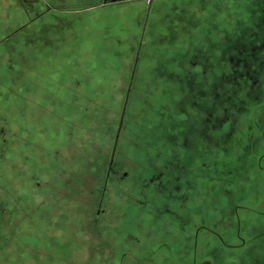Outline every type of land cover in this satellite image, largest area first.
<instances>
[{"label": "flooded vegetation", "instance_id": "1", "mask_svg": "<svg viewBox=\"0 0 264 264\" xmlns=\"http://www.w3.org/2000/svg\"><path fill=\"white\" fill-rule=\"evenodd\" d=\"M143 3L141 24H150L152 39L157 33L156 24H185L186 31L184 39L176 44L165 43L160 50L152 47L150 58L163 60L168 66L154 76L162 79L159 92L163 99L152 98L155 94L153 88L150 90V104L156 107L152 105L150 111L142 112L148 115L143 124L146 131H136L147 138L126 141L135 151L146 153L145 164L134 165L131 172L135 183L142 185L138 200L145 203L151 220H157L156 226L162 230L150 228L147 223L142 225L147 226L144 235L138 234L136 239V234L130 233L127 242L132 246L143 240L140 237L150 242L153 238L156 246L140 252L148 250L150 261L160 258L161 264H197L204 258L208 264H230L226 260L235 253L240 264H264V208L259 211L251 205L258 200L264 205V0H0V70L4 72L0 95L9 105L11 96L4 86L11 71H16L17 81L21 82L27 72L43 70L42 63L56 55L51 53L56 51L53 43H47L45 50L41 47L32 52L28 46L32 39L27 35L35 32L36 37L41 33L36 27L28 32L31 24H51L49 16L56 24L54 14L74 17L100 8V18H106L114 11L116 15L123 13L122 5L132 7L136 19L130 24H138L137 8ZM34 42L40 43L36 39ZM16 46L17 58L12 59ZM67 53L72 52L69 49ZM143 88L134 85L137 93ZM15 92L21 93L17 89ZM140 114L131 119L140 121ZM10 119L4 116L2 123L9 125ZM126 120L121 131L125 130ZM109 125L107 136L113 144L115 132L113 137L110 132L114 125ZM121 142L119 135L111 164L112 144L109 151L99 153L106 155L99 156L103 157L99 171L91 166L86 153L80 156L89 180L97 181L92 186L97 200L95 220L102 211L107 185L128 174L118 161ZM259 175L261 181H257ZM221 184L223 191L218 189ZM87 189L90 196L88 184ZM228 200L235 201V205L227 206L225 212ZM85 215L90 219L89 214ZM137 254L135 258H141Z\"/></svg>", "mask_w": 264, "mask_h": 264}, {"label": "rangeland", "instance_id": "2", "mask_svg": "<svg viewBox=\"0 0 264 264\" xmlns=\"http://www.w3.org/2000/svg\"><path fill=\"white\" fill-rule=\"evenodd\" d=\"M121 7L122 19L115 11L100 18L103 13L100 8L80 13L79 17L54 14L58 18H54L56 24H52L53 17L49 16L47 20L51 24H31L27 29L31 33L35 27L40 29L41 34L36 37L35 32L27 35V39H32L28 46L33 53L53 43L56 51L51 53L56 55L42 63L43 70L27 72L21 82L17 81L16 71H11L9 82L4 86L11 96L9 105L0 95V264H161L160 258L149 259L148 250L157 244L152 242L153 238L150 242L147 237H140L143 240L132 246L127 242L130 233L136 234V239L138 234L144 235L147 226L142 225L147 223L150 228L162 229L156 226L157 220H151L145 203L138 200L142 185L135 183L134 165L145 164L146 153L142 149L135 151L126 141L136 138L140 142L147 138L137 135L136 131H146L143 124L148 115L142 112L150 106L156 107L150 104V90L153 88L155 94L152 98L163 99V93L159 92L162 79L154 76L162 74L168 66L163 60L150 58L152 47L160 50L165 43L176 44L183 40L185 24H156L153 39L150 24L144 26L142 52L138 55L131 84L117 158L128 174L107 185L97 220L94 216L97 200L92 187L97 181L90 179V185V174L80 157L86 153L92 163L110 150L109 123L114 125L110 132L113 137L121 112L144 25L141 22L145 4L137 8L138 24H130L136 19L132 7ZM35 39L42 44L35 45ZM17 48L12 51V59L17 58L14 55L19 51ZM69 49L71 54L67 53ZM0 71L1 78L4 72ZM135 84L146 88L137 93ZM15 89L21 93H16ZM138 112L141 113L140 123L131 119ZM4 116L7 120L11 118L9 125L2 123ZM258 178L257 181H261V175ZM87 184L92 190L90 196ZM238 185L236 187L241 189ZM220 186L218 189L223 191L222 184ZM227 203L230 204L225 205V212L235 201ZM251 205L259 211L264 208L262 200ZM239 211L247 213V210ZM85 214H89L91 220ZM218 218L221 223L223 218ZM117 230L120 235H116ZM145 249L148 250L140 252ZM136 253L141 258L136 259ZM232 256L235 257L229 259L225 255L226 262L240 264L236 253ZM137 260L142 261L137 263ZM206 261V258L203 262L198 259L197 264H208Z\"/></svg>", "mask_w": 264, "mask_h": 264}, {"label": "water", "instance_id": "3", "mask_svg": "<svg viewBox=\"0 0 264 264\" xmlns=\"http://www.w3.org/2000/svg\"><path fill=\"white\" fill-rule=\"evenodd\" d=\"M146 19H147V17H146ZM144 26H145V24L143 25L142 33H141V36H140V39H139V42H138V45H137L135 58H134V61H133L131 72H130V77H129L128 84H127V87H126V90H125V95H124V99H123V103H122V108H121V112H120V115H119L118 123H117L115 134H114L113 144H112V148H111V152H110L109 164H111V162L113 160L115 149H116V146H117V143H118V139H119V135H120V131H121V127H122V123H123V119H124V115H125V111H126L129 95H130L131 84H132V80H133V77H134V72H135V68H136V64H137V60H138V55H139V51H140V47H141V43H142V36H143Z\"/></svg>", "mask_w": 264, "mask_h": 264}, {"label": "trees", "instance_id": "4", "mask_svg": "<svg viewBox=\"0 0 264 264\" xmlns=\"http://www.w3.org/2000/svg\"><path fill=\"white\" fill-rule=\"evenodd\" d=\"M76 81H78V80H76ZM97 154H99V153H97ZM100 156H103L104 158H106V155L104 156V155H100ZM103 157H99V159L96 161H94V162H92L91 164L93 165V166H97L96 168H97V170L99 169V166L100 165H102V162H101V160L103 159ZM102 158V159H101ZM81 159H82V157H81ZM101 167V166H100ZM99 171V170H98Z\"/></svg>", "mask_w": 264, "mask_h": 264}, {"label": "bare ground", "instance_id": "5", "mask_svg": "<svg viewBox=\"0 0 264 264\" xmlns=\"http://www.w3.org/2000/svg\"><path fill=\"white\" fill-rule=\"evenodd\" d=\"M42 211H43V210H42ZM41 213H42V212H41ZM39 214H40V213H39ZM42 214H43V213H42ZM42 214H40V219H41ZM52 241H55V240H52ZM48 243H49V242H48ZM48 243H47V244H48ZM53 243H54V242H53ZM14 259H15V258H14ZM16 259H17V258H16Z\"/></svg>", "mask_w": 264, "mask_h": 264}]
</instances>
